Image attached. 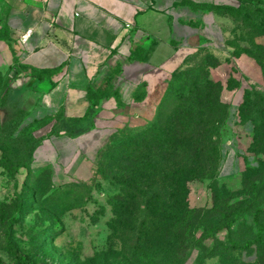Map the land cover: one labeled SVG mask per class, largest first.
<instances>
[{"label": "rangeland", "instance_id": "rangeland-1", "mask_svg": "<svg viewBox=\"0 0 264 264\" xmlns=\"http://www.w3.org/2000/svg\"><path fill=\"white\" fill-rule=\"evenodd\" d=\"M219 12L224 58L212 68L191 59L190 68L175 79L160 115L171 118L174 90H182V84H188L189 95L195 82H221L228 116L226 97L236 105L231 127L222 128L217 145L221 159L226 141L234 139L241 147L240 173L222 179L219 171L216 178L191 182L189 217L175 200L170 214L161 212L162 221L145 211L141 198L142 211L136 209L129 223L117 216L114 204L122 186L112 176L106 178L98 163L87 180L58 185L51 170L32 167L35 143L23 137L25 131L15 133L21 123L12 127L0 120V257L6 264H13L8 240L29 253L33 264H264V0H229ZM3 87L0 78V90ZM245 117L250 121L244 122ZM245 123L253 126L252 133L245 132ZM147 126L127 125L115 135L116 152L105 161L107 167L114 165V173L126 160L130 143L142 141L138 132ZM248 158L257 166L251 167ZM162 193L168 201L165 190ZM187 218L194 225L191 236ZM226 225L231 226L230 236Z\"/></svg>", "mask_w": 264, "mask_h": 264}, {"label": "crops", "instance_id": "crops-1", "mask_svg": "<svg viewBox=\"0 0 264 264\" xmlns=\"http://www.w3.org/2000/svg\"><path fill=\"white\" fill-rule=\"evenodd\" d=\"M228 2L0 0L1 122L30 126L34 170L58 185L87 180L120 129L153 121L176 72L224 58ZM240 149L226 141L222 179L240 173Z\"/></svg>", "mask_w": 264, "mask_h": 264}, {"label": "trees", "instance_id": "trees-1", "mask_svg": "<svg viewBox=\"0 0 264 264\" xmlns=\"http://www.w3.org/2000/svg\"><path fill=\"white\" fill-rule=\"evenodd\" d=\"M200 60L202 65L208 68L219 62L213 55L202 56ZM189 65L173 75L156 117L146 128L138 132V137L142 141L130 143L124 156L125 165L122 162L117 168L119 173H114V165L107 167L105 161L110 152L113 155L116 152L115 135L120 130L101 151L96 161L106 178L112 176L122 186L119 193L114 196V204L117 206V216H124L129 223L136 209L142 211L143 206L139 204L141 198L145 200V211L159 215L158 218L160 217L162 221L165 219L163 214L172 211L171 203L175 200L180 201L179 211L189 217L188 215L193 214L188 204L190 183L194 180L216 178L217 172L220 171L223 158L221 159L217 143L221 139L222 128L226 124L230 128L232 117L231 112L228 116L229 107L221 101L223 88L221 82L212 79H208L203 85L195 82L189 95H186L185 89L188 84L183 85L181 79L182 90H174L177 98L171 118L160 115L172 92L175 79L190 68ZM240 109L239 120L242 118ZM249 121L250 119L245 117L244 122ZM29 127H24V123L21 122L15 133H22ZM250 148L255 150L254 144ZM248 163L251 167L257 166L256 161ZM162 190L168 194V201H163ZM187 219L188 233L191 236L194 225L191 218ZM225 229L230 236L231 226L226 225ZM6 250L12 257L13 264H33L32 256L27 252H20L10 240L7 242ZM0 264H6L1 257Z\"/></svg>", "mask_w": 264, "mask_h": 264}, {"label": "built area", "instance_id": "built-area-1", "mask_svg": "<svg viewBox=\"0 0 264 264\" xmlns=\"http://www.w3.org/2000/svg\"><path fill=\"white\" fill-rule=\"evenodd\" d=\"M238 118H239V111H238ZM26 125H24V127H25Z\"/></svg>", "mask_w": 264, "mask_h": 264}]
</instances>
